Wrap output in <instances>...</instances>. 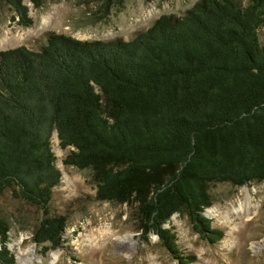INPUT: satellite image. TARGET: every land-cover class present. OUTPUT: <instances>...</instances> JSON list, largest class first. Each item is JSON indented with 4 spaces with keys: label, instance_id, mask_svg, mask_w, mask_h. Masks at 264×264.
Listing matches in <instances>:
<instances>
[{
    "label": "trees",
    "instance_id": "1",
    "mask_svg": "<svg viewBox=\"0 0 264 264\" xmlns=\"http://www.w3.org/2000/svg\"><path fill=\"white\" fill-rule=\"evenodd\" d=\"M1 4L32 24L24 0ZM263 26L264 0H197L130 39L49 31L37 50H0V194L41 210L37 246L64 242L66 217L50 208L61 177L54 134L70 148L62 163L90 171L95 199L135 203L137 229L179 264L195 257L168 226L174 214L219 241L209 187L264 180ZM9 227L0 215V264L15 262Z\"/></svg>",
    "mask_w": 264,
    "mask_h": 264
},
{
    "label": "rangeland",
    "instance_id": "2",
    "mask_svg": "<svg viewBox=\"0 0 264 264\" xmlns=\"http://www.w3.org/2000/svg\"><path fill=\"white\" fill-rule=\"evenodd\" d=\"M195 1L107 0L102 4L100 0H45L35 7L24 0L30 26L18 24L17 17L12 19L14 12L1 4L0 50L20 45L37 50L49 31L78 39H130L161 14L181 15ZM259 34L264 43V26ZM52 150L61 177L52 189L50 208L66 217L64 242L43 252L32 239L41 210L4 191L0 215L10 226L7 244L15 255L14 264H179L156 235L144 237L137 229L135 203L95 199L90 171L62 163L70 148H60L55 134ZM209 194L212 205L206 215L212 227L224 231L219 241L211 244L202 238L185 214H174L168 224L183 252L195 257L190 264H264V180L241 186L216 183L209 187ZM247 206L248 216L237 212Z\"/></svg>",
    "mask_w": 264,
    "mask_h": 264
},
{
    "label": "bare ground",
    "instance_id": "3",
    "mask_svg": "<svg viewBox=\"0 0 264 264\" xmlns=\"http://www.w3.org/2000/svg\"><path fill=\"white\" fill-rule=\"evenodd\" d=\"M248 206L246 208H240L237 212L241 211V214L244 216H248ZM20 258V257H19ZM25 260H31L30 257H26Z\"/></svg>",
    "mask_w": 264,
    "mask_h": 264
},
{
    "label": "water",
    "instance_id": "4",
    "mask_svg": "<svg viewBox=\"0 0 264 264\" xmlns=\"http://www.w3.org/2000/svg\"><path fill=\"white\" fill-rule=\"evenodd\" d=\"M206 212H207V209H206V211H205V214H206ZM207 216V215H206Z\"/></svg>",
    "mask_w": 264,
    "mask_h": 264
}]
</instances>
